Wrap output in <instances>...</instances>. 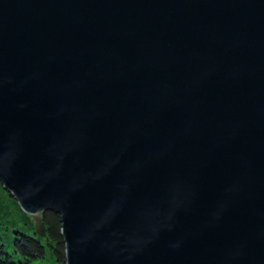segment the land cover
I'll return each mask as SVG.
<instances>
[{
    "label": "water",
    "instance_id": "95a60500",
    "mask_svg": "<svg viewBox=\"0 0 264 264\" xmlns=\"http://www.w3.org/2000/svg\"><path fill=\"white\" fill-rule=\"evenodd\" d=\"M0 182L66 264H264V0H0Z\"/></svg>",
    "mask_w": 264,
    "mask_h": 264
},
{
    "label": "trees",
    "instance_id": "16d2710c",
    "mask_svg": "<svg viewBox=\"0 0 264 264\" xmlns=\"http://www.w3.org/2000/svg\"><path fill=\"white\" fill-rule=\"evenodd\" d=\"M10 196L13 197L9 193ZM46 227V237L38 235L34 230L25 231L15 229L12 236L13 252L8 250L0 237V264H34V261L43 258L46 246L56 261V264H66L65 244L61 234V221L59 213L45 209L41 214ZM8 223V219H0ZM16 222L13 219L12 223Z\"/></svg>",
    "mask_w": 264,
    "mask_h": 264
},
{
    "label": "rangeland",
    "instance_id": "374dc122",
    "mask_svg": "<svg viewBox=\"0 0 264 264\" xmlns=\"http://www.w3.org/2000/svg\"><path fill=\"white\" fill-rule=\"evenodd\" d=\"M11 194V193H10ZM0 219H8L9 222H0V237L8 250L13 252L12 236L15 229L32 231L34 230L35 215L25 212L15 197L9 195V191L0 182ZM13 219L16 222L12 223ZM35 231V230H34ZM50 248L46 246L43 258L34 261V264H56Z\"/></svg>",
    "mask_w": 264,
    "mask_h": 264
}]
</instances>
